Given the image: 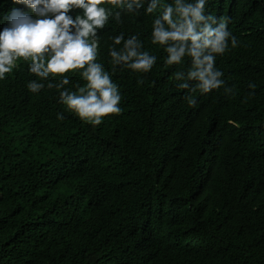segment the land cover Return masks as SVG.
Listing matches in <instances>:
<instances>
[{
  "label": "trees",
  "instance_id": "1",
  "mask_svg": "<svg viewBox=\"0 0 264 264\" xmlns=\"http://www.w3.org/2000/svg\"><path fill=\"white\" fill-rule=\"evenodd\" d=\"M150 3L103 5L94 62L121 99L99 125L61 101L86 85L82 69L62 85L21 58L0 80V264H264V0H207L238 44L217 56L224 84L205 94L178 87L192 64L165 63L175 42L151 43L162 8L147 14ZM13 7L0 0V20ZM132 36L156 57L148 72L113 63Z\"/></svg>",
  "mask_w": 264,
  "mask_h": 264
},
{
  "label": "clouds",
  "instance_id": "2",
  "mask_svg": "<svg viewBox=\"0 0 264 264\" xmlns=\"http://www.w3.org/2000/svg\"><path fill=\"white\" fill-rule=\"evenodd\" d=\"M15 5L0 24V80L10 73L18 59L30 60L28 71L44 79L50 74L61 75V84L67 85L68 78L62 74L80 70L86 85L72 94L62 91L61 101L67 109L73 111L81 120L99 125L109 114L120 112V94L110 76L102 74L94 61L97 55L98 41L96 33L108 21L110 3L126 12H132L133 6L139 9L142 0H12ZM207 0H176L175 5L152 0L146 9L147 14L159 8L162 11L152 22L151 43L165 46L168 54L167 65H180L187 58L192 68L187 80L181 82V73L176 72L178 87L189 88L194 80V90L201 94L220 88L224 81L222 72L215 67L216 58L223 55L231 46L238 44L237 38L228 29L227 21L207 15ZM79 10L78 14L72 13ZM120 11L114 15L119 18ZM163 22V23H162ZM166 25L167 27H165ZM91 38V42H89ZM117 36L114 43H121ZM114 64L123 62L134 72H148L156 62V57L148 51H141V45L135 36L124 41L123 51H110ZM87 66V67H85ZM44 85L31 80L27 88L35 93ZM254 87V85H250ZM230 89L225 88V92ZM189 99V103H194ZM58 118L63 117L59 114Z\"/></svg>",
  "mask_w": 264,
  "mask_h": 264
}]
</instances>
